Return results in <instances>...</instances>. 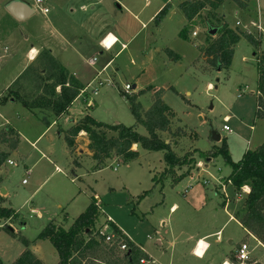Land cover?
Segmentation results:
<instances>
[{
	"label": "rangeland",
	"instance_id": "rangeland-1",
	"mask_svg": "<svg viewBox=\"0 0 264 264\" xmlns=\"http://www.w3.org/2000/svg\"><path fill=\"white\" fill-rule=\"evenodd\" d=\"M12 1L0 0V132L11 127L19 133L20 142L8 159L17 166L5 162L0 169V206L15 213L12 219L0 220L3 264L16 261L26 250L23 240L31 242L29 250L43 264H58L54 247L49 241L37 240L38 236L50 222L69 228L94 196L101 207L97 227L102 225L105 230V225L111 226L109 219L149 254L151 264H223L231 261L243 243L248 244L251 261L264 264V248L234 219L243 208L246 192L237 194L227 183L231 164L222 155L209 161L198 157L200 152L221 146L222 141H212V131L225 140L231 163L264 144V113L257 115L254 55L264 52V39L254 46L243 38L235 47L231 66L219 71L205 62L199 50L216 38L217 32H210L219 27L207 22L208 10L188 26V39L180 36L188 25L179 8L186 0H20L34 10L23 21L7 12ZM167 4L171 5L167 15L156 25L154 18ZM218 15L233 30L245 32L236 22L250 25L259 15L264 27V0H252L246 10L226 2ZM118 29L128 38L123 41L125 48L119 43L104 52L93 44L101 32L117 33ZM5 33L15 34L14 40L5 42ZM112 42L109 38L106 45ZM31 47L53 50L83 86L61 117L51 109L25 106L24 102L33 104L46 95L58 96L62 90L46 83L50 72L44 71V51L23 72ZM19 72L23 78L14 84L12 78ZM126 85L131 87V96L148 88L163 89L164 102L177 115L175 126L198 135L196 142L190 137L163 136L179 156L192 154L200 161L195 168L175 169V177L190 171L180 182L173 183L171 178L153 181L167 168L164 154L139 147L137 161L124 164L113 157L103 169H96L85 134L76 141L74 158L80 166L73 164L60 135L73 121L90 116L107 125H136L130 104L122 96ZM137 100L148 110L152 92ZM224 125L231 132L224 131ZM138 132L145 135L141 127ZM0 149L9 152L5 145ZM27 170L32 171L30 176ZM23 180L27 183L22 184ZM199 239L209 244L206 253L204 241L195 247ZM194 247L195 254L203 258L192 254Z\"/></svg>",
	"mask_w": 264,
	"mask_h": 264
},
{
	"label": "trees",
	"instance_id": "trees-1",
	"mask_svg": "<svg viewBox=\"0 0 264 264\" xmlns=\"http://www.w3.org/2000/svg\"><path fill=\"white\" fill-rule=\"evenodd\" d=\"M252 0H186L180 3L179 8L188 22L180 36L188 39L189 27L195 19L204 11H209L207 18L209 23L218 24L216 38L199 47L200 53L205 62L219 71L231 66L235 47L245 38L254 46L259 44L249 34L243 31L233 30L218 15L219 9L226 3H233L238 9L246 10ZM170 4H167L161 12L154 18L153 22L159 25L161 20L167 15ZM211 19V20H209ZM208 23V24H209ZM189 26V27H188ZM47 70L50 72L46 78L50 81L47 85L62 88L60 94L46 95L36 103L24 102L29 109L41 108L51 109L55 116L61 117L66 114L69 107L80 95L83 86L79 81L71 76L68 71L59 65L49 52L45 53ZM257 57V115L261 114L260 108H264V52H256ZM62 77L61 81H57ZM54 89V88H53ZM152 92V105L148 110H144L138 102V96ZM133 95V94H132ZM57 96V99H54ZM123 98L130 104V110L135 118L136 125L126 127L121 124L107 125L96 121L90 116H85L72 124L71 128L63 133V139L70 153L75 166L80 163L74 158L76 141L81 133H85L89 142V150L92 151V159L96 161V169H103L105 162L113 157L120 158L124 164L135 162L140 155L134 147L137 146L147 152H163L164 162L167 168L162 172L161 178H153L159 182L166 178H171L173 183L180 182L189 176V170L180 177H175V169L184 167L195 168L199 164V159L211 160L219 155L231 164L232 172L227 178V183L231 184L234 191L240 194L243 188H249L246 194L243 208L238 211L234 219L264 246V144L254 151H247L238 163H231L227 152L225 140H221V146L208 152L198 153L197 159L192 154L179 156L172 148V144L163 139L164 135L174 137H190L195 142L199 137L197 134H188L187 127H176L177 115L171 107L164 102V90H153L148 88L139 91L137 94L123 92ZM6 101V99H5ZM4 102V101H3ZM176 120V123H175ZM141 127L145 130V135L138 132ZM20 142L19 134L11 127H6L0 132V145L7 146L9 152L0 149V169L8 161L10 153L18 149ZM191 170V169H190ZM141 198V197H140ZM101 215V207L95 197L84 213L75 219L69 228H64L54 222H50L40 233L37 240L49 241L58 255V264H141V260L150 262V256L142 248L133 243L116 225L109 222L113 239L109 242L106 237L100 234L101 227H97ZM15 217L12 209L0 206V220H9ZM13 232V230L9 229ZM26 250L20 257L10 264H43L30 250V243L23 240ZM125 246V250L121 247ZM231 264H238L235 255L230 258ZM0 264L3 262L0 260ZM246 264H259L249 261Z\"/></svg>",
	"mask_w": 264,
	"mask_h": 264
},
{
	"label": "built area",
	"instance_id": "built-area-1",
	"mask_svg": "<svg viewBox=\"0 0 264 264\" xmlns=\"http://www.w3.org/2000/svg\"><path fill=\"white\" fill-rule=\"evenodd\" d=\"M38 4H40L41 2L40 1H37ZM236 26L237 27H243L244 31L246 33H248L249 35H251L252 37H254V39L258 42H261L263 39H264V27H263V24H262V19H261V16L259 15L258 16V19L257 21L255 22H251L250 25H242V23L240 21L236 22ZM253 31H252V30ZM109 36H106L102 41H101V45L103 47V49H105L106 51H110L112 49V47L114 46L115 44V41L112 42L110 45H106V41L108 40ZM131 90V87L129 85H126L125 87V91L126 93H128L129 91ZM258 92H257V96H258ZM261 112L264 113V108H260ZM228 120L229 118L226 117L224 122L225 123H228ZM224 131H228V132H231V130L229 129L228 126L224 125L223 127ZM7 164L10 165V166H17L15 162L11 161V160H8L7 161ZM199 166V165H198ZM201 167V166H200ZM32 173L31 170H27L25 172L26 176H30ZM27 181L26 180H23L22 184H26ZM246 188V187H245ZM243 188V189H245ZM109 222H111L109 219H107ZM108 225H105V230L104 229H101L100 230V234L101 235H104L106 237V241L109 242L113 239V235H109V233H107V229H108ZM103 228V227H102ZM253 237V236H252ZM254 238V237H253ZM197 246V245H196ZM125 246H122L121 247V250H125ZM194 256L198 257L195 252H193ZM235 259L237 261L238 264H246L247 262L251 261L250 259V252H249V247H248V244L247 243H243L241 244L237 250L235 251ZM141 264H147L148 262H146L145 260H141L140 262Z\"/></svg>",
	"mask_w": 264,
	"mask_h": 264
},
{
	"label": "crops",
	"instance_id": "crops-1",
	"mask_svg": "<svg viewBox=\"0 0 264 264\" xmlns=\"http://www.w3.org/2000/svg\"><path fill=\"white\" fill-rule=\"evenodd\" d=\"M20 1V0H19ZM8 5V4H7ZM8 12V11H7ZM11 15V14H10ZM12 16V15H11ZM17 20V19H16ZM124 34H123V31H122V29H118L117 30V33H112V32H107V33H104V32H101L100 34H99V36H98V38H97V40H92V42H93V44L94 43H96V45H98V47L100 48V49H102L104 52H108V51H106L105 49H103V47H102V45H101V41L106 37V36H109V38L110 37H115L116 39L114 40L115 41V44H114V46L115 45H118L119 43H121V45H122V48H125L126 47V44L123 42L124 40H128V38L127 37H125V36H123ZM14 38H15V34H13V33H9V34H7L6 35V33H5V35H4V38H3V40H5V42H10V40H14ZM108 38V39H109ZM108 41V40H107ZM113 41V42H114ZM113 46V47H114ZM83 47H84V45H83ZM112 47V48H113ZM122 48L120 49V52H121V50H122ZM45 52V53H47V52H49V54H50V56H52V58H54L55 60H56V62L59 64V65H61L62 67H64L67 71H68V69L65 67V66H67L66 64H61L60 63V58H57L55 55H54V52H53V50H47V48H45V50H38L37 48H35V47H31L28 51H27V53H26V57H27V63H26V65L24 66V69H23V72L24 71H26V69L27 68H29L30 66H32V64H34L37 60H38V58H39V56H40V54H42V52ZM81 52H82V50H80V48H79V50H78V52H77V54H80L81 55ZM83 53V52H82ZM100 53V55H105V54H103V52L102 51H100L99 52ZM255 55V54H254ZM91 63L93 64L94 63V61H91ZM107 65H104L103 66V69L106 67ZM68 73L70 74V72L68 71ZM22 72H19V74H17L16 76H14V78H12V82L15 84V82H18L21 78H23L22 77ZM71 76H73V77H75L74 75H72V74H70ZM76 78V77H75ZM209 87L210 88H212V86L211 85H209ZM132 89H133V87H132ZM75 102V101H74ZM72 123H75L74 121L72 122ZM18 133V132H17ZM19 134V133H18ZM81 134H85V133H81ZM80 134V135H81ZM60 135H62V134H60ZM86 135V134H85ZM63 136V135H62ZM88 141V140H87ZM89 143V142H88ZM18 150V149H17ZM16 150V151H17ZM134 150H137V146H135V149ZM15 152V151H14ZM14 152H12V153H14ZM90 156V155H89ZM58 171H59V169H58ZM32 174V173H31ZM245 190V195L246 194H248L249 193V188H245L244 189ZM95 198H96V196H94ZM233 217L231 216V219H232ZM237 221V220H236ZM238 222V221H237ZM256 240V239H255ZM200 241H204V239H199L197 242H196V245L198 244V242H200ZM205 242V241H204ZM206 243V245H207V248L205 249V253L207 252V249H208V246H209V244L207 243V242H205ZM231 244H232V242H230ZM159 244V243H158ZM196 245H195V247H196ZM259 245L260 246H262L261 245V243L259 242ZM195 247L193 248V250H192V254H193V252H194V249H195ZM263 248H264V246H262ZM144 251V250H143ZM145 252V251H144ZM146 253V252H145ZM205 253H204V255H205ZM235 254V253H234ZM149 255V254H148ZM194 255V254H193ZM203 255V256H204ZM196 257V256H195ZM151 258V257H150ZM197 258H199V259H201V258H203V257H197ZM151 263H153V259L151 258V261L150 262H148L147 264H151ZM224 263H227V264H230V262H228V261H225Z\"/></svg>",
	"mask_w": 264,
	"mask_h": 264
},
{
	"label": "water",
	"instance_id": "water-1",
	"mask_svg": "<svg viewBox=\"0 0 264 264\" xmlns=\"http://www.w3.org/2000/svg\"><path fill=\"white\" fill-rule=\"evenodd\" d=\"M6 9L9 14H11L15 19L19 21L26 20L27 18H29L30 16L34 14V10L32 8H30L27 4L19 0L10 2L7 5ZM216 32L217 30H214V31H211L210 34L215 35ZM133 89H135V86H133ZM212 141L215 143L221 142V136L215 131H212Z\"/></svg>",
	"mask_w": 264,
	"mask_h": 264
},
{
	"label": "clouds",
	"instance_id": "clouds-1",
	"mask_svg": "<svg viewBox=\"0 0 264 264\" xmlns=\"http://www.w3.org/2000/svg\"><path fill=\"white\" fill-rule=\"evenodd\" d=\"M110 39L114 41L116 38L115 37H110Z\"/></svg>",
	"mask_w": 264,
	"mask_h": 264
},
{
	"label": "bare ground",
	"instance_id": "bare-ground-1",
	"mask_svg": "<svg viewBox=\"0 0 264 264\" xmlns=\"http://www.w3.org/2000/svg\"><path fill=\"white\" fill-rule=\"evenodd\" d=\"M106 42H107V41H106ZM106 42H105V43H106ZM223 264H227V263H223Z\"/></svg>",
	"mask_w": 264,
	"mask_h": 264
}]
</instances>
